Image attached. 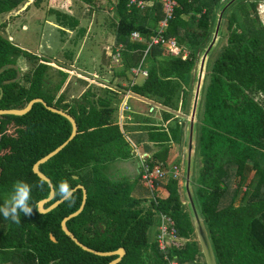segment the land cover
<instances>
[{"label": "trees", "instance_id": "1", "mask_svg": "<svg viewBox=\"0 0 264 264\" xmlns=\"http://www.w3.org/2000/svg\"><path fill=\"white\" fill-rule=\"evenodd\" d=\"M25 1L0 0V15L18 9ZM101 1L80 0L93 10L100 9ZM209 1L179 0L180 6L169 20L167 36H176L181 45L187 44L190 54L174 55L162 45L155 46L145 66L150 71L149 78L143 84L132 85V71L143 58L140 50L148 47L145 41L133 40L132 34L138 30L149 38L166 15L160 0H117L111 25L116 43L126 47L124 66L114 75L126 78L130 84L126 88L118 84L117 89L105 84L100 94L89 89L81 96H68L62 89L69 73L58 70L56 75L48 58L37 53L29 57L26 49L0 34V68L17 64L21 55L33 61V67L22 72L15 83L4 82L14 79L16 70L8 69L0 75V109H21L43 98L49 106L74 117L77 136L41 170L52 179L56 191L64 179L73 188L80 184L87 188L85 208L67 225L83 244L97 251L125 248L127 255L119 264H168L165 256L175 258L179 264H205L198 240L194 239L190 211L182 203L179 180L171 178L168 183H159L155 198L150 196L151 204L146 206L143 200L147 201V197L132 194L134 183L113 181L106 170L108 163L115 162L129 145L114 123L112 98L118 96V87L155 99L178 113H166L167 126L151 130L152 140L162 151L148 162L181 164L180 159L175 160L183 146L178 115L189 109L187 81L196 67L198 50L211 33V17H216L222 5L220 0ZM45 2L48 13L56 14L62 34H66V27H78L79 20L64 13L71 9L68 0H35V6L41 9ZM262 2L240 1L227 14L223 38L208 63L198 122V165L193 186L219 264H264V100L256 98L264 97V24L258 9ZM185 14L191 16L186 18ZM78 33L84 35L85 29ZM71 134V123L42 103L24 116H0V204L16 181L34 186L31 216L21 213V223L16 224L0 215V264H109L117 258L86 252L63 231L61 221L81 206L83 190L75 191L74 202L64 200L49 213L37 209L38 202L47 199L52 188L34 172V166ZM164 152L170 155V161L163 158ZM125 154L129 156L130 152ZM59 198L56 194L47 206ZM161 213L174 220L186 244L173 245L166 251L159 249L157 237L152 239L149 229L156 218L160 222ZM52 233L58 241L52 239ZM158 233L159 229L157 236Z\"/></svg>", "mask_w": 264, "mask_h": 264}, {"label": "rangeland", "instance_id": "2", "mask_svg": "<svg viewBox=\"0 0 264 264\" xmlns=\"http://www.w3.org/2000/svg\"><path fill=\"white\" fill-rule=\"evenodd\" d=\"M68 1L70 2L71 9L68 12H64V11L63 12L79 20L80 23L78 27H76V29L70 30L69 28L66 27L64 28L66 31V34H62L58 28H54L52 25L49 24V21L55 20L56 14L50 15L48 13L49 8L47 7V2H45L43 7L40 9L35 6V0H26L24 4L18 7V9H15L14 11H12L10 14L8 15L3 14L0 16L1 35L5 39H9L13 41L16 45H18L22 49L24 50L26 49L28 51L27 54L29 57L32 56L31 54L37 53V54L43 55L44 57L48 58V60L50 61L52 60L54 62H57L59 64V67L55 65L56 72H58V70H60L62 66H64L65 70L69 72L71 76V80L68 82L66 87L63 89V91L66 92L68 96H71V95L73 96L74 94L78 92H80L78 93V95L80 94L82 95L83 92H86L89 89H92L94 92L100 94L99 92L103 90L102 89L103 86L99 85L100 79L102 80V83L112 82L113 87H114L115 78H113L112 71L113 70L116 71L115 69L119 70L118 68H120L119 66L120 63H115L112 61V58H113L111 57L112 51L110 52V49H113V46H114L113 44L115 41L114 40L115 35L113 32L109 33L107 31L109 26L114 21L113 19L115 17L114 4L117 3V0H113V2H110L109 0H102L99 3L100 9H97V10L95 9L93 10L91 7L87 6L86 4L83 5L80 2V0H68ZM27 7L29 8L27 9ZM262 10L263 9L261 7L260 16L264 24V12ZM98 17H102V19H100L99 21L97 20ZM96 21L100 23L96 24ZM55 22L56 20L54 21V23ZM105 26H106V29H104ZM82 28L85 29L84 35H80L78 33L80 29ZM224 31H225V28H224ZM210 34L207 38V41L210 37ZM223 35H224V32H223ZM97 40H101V41L97 42ZM207 41L199 48L198 58L202 51V47L207 43ZM96 42L98 43V46L95 44ZM99 45L101 46L99 47ZM102 55L103 56L105 55L107 57L108 63L105 65H103V63L101 62ZM29 63H31V66L29 67L32 68L33 61H29ZM197 63H198V60H197ZM197 63H196V67H197ZM113 67H116V68L112 69ZM196 67L194 71L192 72L190 80L187 81L188 83L187 90L190 91V94L188 97H191V92H192V88H193L194 81H195ZM100 68H103V69H100ZM81 71L84 75L83 74L80 75ZM93 72H94V75H90ZM95 76L98 77L99 81L97 80H96L97 82L94 81L93 77ZM144 76L145 75L139 76L140 82L142 79H144ZM125 79L126 78H123V80H121V83H128ZM118 91H119L117 93L118 96L112 98V104L115 110H117V114L120 116L121 121H124V119L127 117L126 113H128V107L130 106L129 104L127 105V100L131 96L125 94L124 95L125 97L123 98L124 102L121 103L120 97H123V96H120V95H123L124 93L130 94V92H128L127 90L126 92L121 91V88H118ZM256 98L260 102L264 100V97L262 95H259ZM131 103L134 104L135 99H133ZM120 110H123V112L120 113ZM187 114H188V111L182 112V113L180 112L179 114L180 124L183 128V135L185 134V130H186ZM114 116L116 118L117 116L116 111L114 113ZM129 138L131 139V144L132 146H134V148L141 146V144L136 139L130 136ZM143 151L147 153L148 151H151V149L146 147L143 149ZM143 151H142V147L139 149V152L141 154L135 151L136 155H134L133 159L135 160L136 166L138 163H140V160L150 158L146 155L142 156ZM260 155L262 154L260 153ZM169 156L170 155H167L164 152L163 158L167 162L170 161ZM178 157H180L181 164H182L183 178L180 180L182 184L184 182V176H185L184 138H183V146L178 149L177 158ZM169 165L173 166V162H171ZM113 170H116V169H113ZM113 170H112V174H115L116 171H113ZM115 180H118V178H116ZM139 186L142 189L143 185L139 184ZM138 190L140 191V189ZM145 190L148 192L149 196L152 195L150 191H148L147 189ZM151 234L152 233H150V235ZM199 260L202 261L203 260L202 257H200Z\"/></svg>", "mask_w": 264, "mask_h": 264}, {"label": "water", "instance_id": "3", "mask_svg": "<svg viewBox=\"0 0 264 264\" xmlns=\"http://www.w3.org/2000/svg\"><path fill=\"white\" fill-rule=\"evenodd\" d=\"M243 0H226L225 3L222 4L221 8L217 13V18L215 22V26H213L211 30L210 37L207 43L202 48V51L198 58V63L196 67L195 73V81L191 92V99L186 119V130L184 138V163H185V176L184 182L182 183L181 188V196H182V203L188 206V210L190 211V215L194 224L195 228V236L194 239L198 240V243L201 247V255L204 259L205 264H219L215 249H213L211 239L209 236L208 229L206 227L205 219L200 211L195 192L193 181L197 169V136H198V122L199 117L201 114L202 108V101H203V94H204V87L205 81L207 76L208 70V63L210 57L213 52L217 49L219 43L223 38V32L225 28L226 18L229 11L232 7L237 4L238 2ZM248 1V0H244ZM20 60L25 62L26 57L21 55L17 64H7L0 68V75L3 74L8 69H14L17 71V76L14 79L5 81L6 84L15 83L20 80L22 76V72L26 71L28 68L24 66V64L20 63ZM0 98L3 95V90L0 87ZM38 103L44 104L51 112L59 114L66 118L72 125V134L70 138L60 145L58 148L53 151L50 155L45 156L40 161H38L34 166V172L44 181L49 183L50 187L52 188L51 195L47 199L40 200L38 202V210L42 213H49L50 211L54 210L62 203L63 199H58L53 204L47 206V203L52 201L56 197V190L52 179L47 176L42 170L41 166L49 162L54 157L58 156L63 149L77 136L78 133V125L76 120L73 116L69 113L55 108L53 106H49L48 102L43 98H37L32 100L28 103V105L21 109H0V116L3 115H15V116H24L31 112L34 106ZM183 144V141H182ZM77 179L78 177H74ZM78 189L83 190V200L81 206L74 212L70 213L69 215L65 216L61 221V226L63 231L71 237L72 240L75 241V244L81 247L84 251L92 253L97 256L102 257H112L116 256L117 258L112 260L109 264H119L127 255V250L125 248H120L116 251L110 252H100L95 249L88 247L87 245L83 244L81 240L70 230L67 225L68 220L80 214L83 209L85 208V204L88 198V191L82 185H78L74 188V191ZM52 239L54 241H58L57 237L52 233ZM187 240L184 241L183 244H186Z\"/></svg>", "mask_w": 264, "mask_h": 264}, {"label": "crops", "instance_id": "4", "mask_svg": "<svg viewBox=\"0 0 264 264\" xmlns=\"http://www.w3.org/2000/svg\"><path fill=\"white\" fill-rule=\"evenodd\" d=\"M225 1L226 0H220V2L222 4L225 3ZM209 3H212V0H210ZM162 5H163L164 15L167 16L165 5H164V3L161 2V6ZM179 6H180V3H179ZM221 6H219V7L221 8ZM219 7H218L217 11H219V9H220ZM205 11H206V8H203L202 12H205ZM10 13H7V15L10 14ZM174 13L175 12H173L172 16H174ZM200 15H201V12H198L197 16L199 17ZM183 16L184 17L191 16V14H187V15L185 14ZM215 16L216 17H211L212 26L215 25L217 14ZM100 19H102V17H98L97 18V20H99V21H100ZM113 19H115V18H113ZM52 21H49V24L52 25L54 28H59V25L56 22L54 23L55 20H52ZM149 22H150L149 26L153 25L151 20ZM98 23H100V22L96 21V24H98ZM169 25H170V21H169ZM3 27H5V26H3ZM104 29H106V26L104 27ZM107 31L109 33L113 32L114 35H115V32H114V30L112 28V25L109 26ZM0 34H1V32H0ZM114 40L115 41H114V44H113L114 45L113 49H110V52L112 51V54H111V57H113L112 61L115 62V63H120L119 66L123 67L124 66V49H125L126 46H125L124 43H121V42L119 44H117L116 43V36L114 37ZM98 41L100 42L101 40H97V42ZM97 42L95 44L98 46ZM178 43H179V41H178ZM182 45L185 46L187 44L183 43ZM100 46L101 45H99V47ZM115 49H117V50H115ZM142 50H143V58L141 60V63L139 64V66L136 67V68H139V67L142 66L143 70L148 72V68L146 69L145 66H146L148 55H150L153 50L150 51L149 53H147V48L146 49H141L140 51H142ZM102 56H101V62L103 63V65H105V64L108 63L107 62V57L105 55L103 57ZM92 58H94V57H92ZM102 58H103V60H102ZM18 60H19V58H18ZM93 61H95V60H93ZM20 63L24 64V66H26V67L28 66L27 68H29V62L27 61V58H26L25 62L20 60ZM56 63L57 62H54V61L51 60L49 65L52 67L51 68L52 72L57 75L58 72H56V70H55V65H57V67H59V64L58 63L56 64ZM97 65H98V63H97ZM114 68H116V67H113L112 69H114ZM120 68H118V69H120ZM100 69H103V68H100ZM135 69H133V70H135ZM60 70L61 71L63 70V72L64 71L67 72L65 70V67H62ZM116 71H118V70H116ZM112 72H113V78H115V80H114L115 86L113 87L112 82H108V83L103 82L102 83L101 79H100V84L99 85H102L103 87H105V84H107L112 89H117L118 84H120L121 87L126 88V87H129L130 82L132 83V85L143 84L145 81H147V79L149 78V75H150V71H149V75L148 76H146L143 73H141L139 75L133 74V76L131 77V81L130 82L126 80L128 83H121V80H123V78L115 77V75H114L115 71L113 70ZM67 73H69V72H67ZM81 74H83L82 71H81L80 75ZM90 75H94V72L92 74H90ZM140 75L141 76L145 75L144 79H142L141 82H140V78H139ZM93 78H94L95 82L99 81L97 76H95ZM70 80H71V76H70V73H69V76L67 77V81H66L65 87H66V85L68 84V82ZM63 89H62V91H63ZM121 91H125L126 92V89L125 90H121ZM128 92H130V94L124 93L123 95H120V96H123V97H120L121 98V103L124 102L123 98L125 97L124 96L125 94L131 96L127 100V105L128 104L130 105L128 107V113H126L127 117L124 119V121H121L120 116L117 114V110H115L117 116H116V118L114 116V123L119 125L120 130H121V132H123L125 134L126 140H127L129 145H127V149H125V151H121V153L118 155V158L116 159L115 162L108 163L106 172H107L108 177L111 178L113 181H117L115 179L118 178V181L124 180V181H129L131 183H134L135 187H134V191L132 192V194L134 196H136V197H142V199H143V197H145V198L147 197L148 200L147 201L143 200V204L148 206V205H150V202H151L150 199L151 198L148 195V192H144L145 189L143 188V186H142V189L139 186V184H141V178L139 176V174H140L139 165H138L139 163L136 166L135 160L133 159L134 155H136L135 151L138 153L139 149L141 147H142V151L146 147L150 148L151 151H148L147 153H145L143 151V153H142V156L146 155V156H148L150 158H153L156 155V153L161 152L162 149L160 147H158L156 145L157 143L155 141H153L152 138H151V134H150L151 130L153 128H157V126H162V125H166L167 126L166 120H165L166 113H176V112H174V110L172 108H169V107H166V106L164 107L162 104H160L159 101H157L155 99L148 98V97H141V96H139L137 94L132 93L131 91H128ZM78 93H80V92H78ZM78 93L74 94L73 96L71 95L70 97H77ZM78 96H81V94L78 95ZM133 99H135V103L134 104L131 103V101H133ZM190 99H191V97H190ZM190 99H189V104H190ZM161 106H162V108H161ZM121 112H123V110H120V113ZM176 114H178V113H176ZM178 116L180 118V115H178ZM171 125L174 126L175 124L173 122H171ZM129 136L133 137L134 139H136L141 144V146L134 148V146H132V144H131V139L129 138ZM183 137H184V135H183ZM128 151L130 152L129 156H125L126 155L125 152L127 153ZM139 154H141V153L139 152ZM178 158L180 159V157H178ZM178 158L176 156L175 160H177ZM113 169H116V170H113ZM112 170L116 171V173L112 174ZM138 189H140V191ZM158 226H159V220H158V218H156L155 224H153V226H151V228L149 229V235H150V233H152V236H153L152 239H155L157 237Z\"/></svg>", "mask_w": 264, "mask_h": 264}, {"label": "built area", "instance_id": "5", "mask_svg": "<svg viewBox=\"0 0 264 264\" xmlns=\"http://www.w3.org/2000/svg\"><path fill=\"white\" fill-rule=\"evenodd\" d=\"M160 1H163L165 5L167 16L160 22V25L155 31V34H152L149 38H145L139 31H135L132 34V38L134 40L147 41V53L152 51L155 46L162 45L170 49L174 55L183 53V56L187 57L190 54L189 49L179 44L175 36H167L169 19H171L173 12H175L179 7V0ZM261 7L263 9L262 11L264 12V3L261 5ZM134 71L137 75L141 73L145 74L146 76L149 75V72L143 70L142 66L136 68ZM148 161L149 158L140 160L139 170L144 188L150 191L152 195L156 191L159 183H168V180H170L171 178L179 181L183 178L182 164L166 166V164L164 163L150 164ZM160 217L161 221L157 237L158 247L161 251H166L171 246L178 244L179 229H177L174 220L169 215L161 213ZM165 260L168 262V264H179V262L175 258L171 260L168 256H165Z\"/></svg>", "mask_w": 264, "mask_h": 264}, {"label": "clouds", "instance_id": "6", "mask_svg": "<svg viewBox=\"0 0 264 264\" xmlns=\"http://www.w3.org/2000/svg\"><path fill=\"white\" fill-rule=\"evenodd\" d=\"M263 3L264 2L260 3V5H259V8H258L259 14H260V10H261V5ZM159 25H160V23L158 24V27H159ZM157 28L155 29V31L157 30ZM153 34H155V32ZM144 37L148 38L146 36H144ZM138 41H141V40H138ZM145 42H147V41H145ZM150 159L151 158H149V160ZM139 176H140V174H139ZM140 178H141V176H140ZM141 184L143 185L142 180H141ZM33 187L34 186L29 184L28 182L20 181V180L16 181L13 185L11 193L4 199L3 204H0V215H2L3 218L6 220L11 219V221L16 223V224L21 223V217H20L21 213H23L24 216H31L33 213V208H34V206L30 203L32 200ZM74 193H75L74 188L71 186L69 180L64 179V180H61L59 182V184L57 186L56 194L61 199L69 201V202H74ZM151 196L153 198H155L154 193ZM35 208H37V207H35ZM160 221H161V219H160ZM159 225H160V222H159ZM158 229H159V226H158ZM182 243H184V240L179 237L178 244H176V245H182Z\"/></svg>", "mask_w": 264, "mask_h": 264}, {"label": "flooded vegetation", "instance_id": "7", "mask_svg": "<svg viewBox=\"0 0 264 264\" xmlns=\"http://www.w3.org/2000/svg\"><path fill=\"white\" fill-rule=\"evenodd\" d=\"M115 50H117V49H115ZM135 68H136V67H135ZM132 74L137 75V74L135 73L134 70L132 71ZM27 105H28V104H27ZM34 107H35V106H34ZM33 109H34V108H33ZM259 157H260V155H259ZM259 159H261V158H259ZM263 160H264V159H261L262 162H263ZM263 163H264V162H263ZM47 176H48V175H47ZM76 177H78V176H76ZM80 185H82V184H80ZM54 186H55V185H54ZM82 186H84V185H82ZM84 187H85V186H84ZM55 190H56V189H55ZM50 195H51V194H50ZM49 197H50V196H49ZM59 199H60V198H59ZM56 201H57V200H56ZM50 202H51V201H50ZM48 203H49V202H48ZM48 203H47V204H48ZM53 203H54V202H53ZM53 203H52V204H53ZM150 204H151V202H150Z\"/></svg>", "mask_w": 264, "mask_h": 264}]
</instances>
